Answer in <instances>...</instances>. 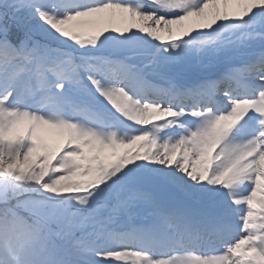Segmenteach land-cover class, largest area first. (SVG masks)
I'll use <instances>...</instances> for the list:
<instances>
[{"label": "snow or ice", "instance_id": "snow-or-ice-1", "mask_svg": "<svg viewBox=\"0 0 264 264\" xmlns=\"http://www.w3.org/2000/svg\"><path fill=\"white\" fill-rule=\"evenodd\" d=\"M0 264H264V0H0Z\"/></svg>", "mask_w": 264, "mask_h": 264}]
</instances>
